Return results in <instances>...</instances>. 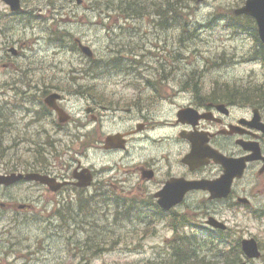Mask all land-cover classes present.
I'll return each mask as SVG.
<instances>
[{"label":"rangeland","instance_id":"1","mask_svg":"<svg viewBox=\"0 0 264 264\" xmlns=\"http://www.w3.org/2000/svg\"><path fill=\"white\" fill-rule=\"evenodd\" d=\"M245 1L189 0L187 8L178 10L179 15L172 19L167 0H21L19 13H10L0 0V173L19 168L23 139L30 136L16 121L21 101L17 93L22 88L19 69L29 70L31 76H46L47 84L62 88L55 91L63 94L66 103L83 98L86 83H99L94 93L103 94L121 89L122 85L113 82L165 81L167 77H173L167 81H177L195 68L210 69L201 81L248 84L251 99V89L264 86L259 42L254 27L230 26L229 19H252L235 14ZM129 5L141 7L139 16L128 9ZM75 39L88 46L93 56L84 54ZM10 47L18 49L20 55H14ZM65 86L68 88L63 89ZM6 103L8 112L4 110ZM3 113H10L11 123L4 133ZM41 137L45 139V135ZM1 194L0 190V198ZM8 194L6 198H16L17 202L27 195L23 186L9 189ZM251 199L250 209L230 206L225 210L223 202L202 205L215 206L216 210L221 207L220 218L229 227L227 234L232 239L254 238L264 253V191ZM83 202L58 199L56 210L61 213L53 216L49 213L53 202L46 201H36L35 208L27 212H6L0 218V264H137L167 257L175 228L159 221L153 225L150 214L139 204L133 203L140 212L131 209L130 216H121L113 208L114 202L99 203L97 212L88 203L80 209ZM139 215L144 220L137 218ZM187 220L194 221L189 215ZM203 220L207 221L206 216ZM203 220L199 229L183 225L178 235L192 245L194 237L200 240L204 247L199 255L207 258L214 255L212 249H230L224 239H207L210 231ZM244 259L241 252L234 264ZM226 260L221 257L214 263L227 264ZM247 264L264 262L248 260Z\"/></svg>","mask_w":264,"mask_h":264},{"label":"flooded vegetation","instance_id":"2","mask_svg":"<svg viewBox=\"0 0 264 264\" xmlns=\"http://www.w3.org/2000/svg\"><path fill=\"white\" fill-rule=\"evenodd\" d=\"M11 48L14 55H20L18 49ZM18 71L22 88L17 93L21 101L16 121L30 136L23 139L19 168H9L2 174L38 173L55 188L27 180L0 185V218L8 211H30L36 201L53 202L50 212L43 208L53 216L58 213V199H74L109 201L117 206L121 202L136 203L150 214L153 225L159 221L171 229L178 228L188 215L195 226L204 216L227 225L220 218L221 207L216 210L202 202L226 203L225 210L230 206L250 209L252 196L264 191V107L252 105L249 85L244 82L229 85L201 81L202 74L210 69L195 68L177 81H167L173 78L167 77L165 81L113 82L122 85V90L103 94L94 93L99 83H86L81 92L84 97L66 103L63 94L55 91L62 88L47 84L46 76H31L27 69ZM52 92L58 93L55 107L44 101ZM4 110H10L9 104ZM9 118L10 113H3V133L11 125ZM193 144L203 146L204 164L185 162ZM215 151L226 158L244 159L241 177L233 178L227 196L220 198H212L209 191L224 173L210 155ZM203 181L205 188L187 189ZM16 186H23L27 193L21 202L6 198L9 189ZM178 196L179 202L166 209L158 203Z\"/></svg>","mask_w":264,"mask_h":264},{"label":"water","instance_id":"3","mask_svg":"<svg viewBox=\"0 0 264 264\" xmlns=\"http://www.w3.org/2000/svg\"><path fill=\"white\" fill-rule=\"evenodd\" d=\"M3 1L9 5L12 11L21 10L20 0H3ZM201 1L203 0H197V2H201ZM235 14H247L255 19L259 39L264 45V0H246L243 6L235 10ZM79 48L87 56H92V51L88 46L79 43ZM13 50L14 49H12V51ZM57 97H58L57 94H50L45 99V102L49 106L55 107L53 101H55ZM183 111L184 110L180 111L179 115L183 114ZM210 155L214 158L216 162L222 164L224 168V175L216 181L214 186H209V188L211 191L214 192L213 194L214 196H218V197L226 196L228 192V187L230 185L233 176L234 175L240 176L244 168V164L241 163L240 160L226 158L217 152L212 153ZM204 158H205V150L203 146H201V144L199 145L193 144L191 152L185 157V162L192 164L196 161V164H203L205 162ZM22 178L28 180H39L41 182L48 183V180L46 178L38 174L23 175L21 173L18 174L11 173L9 175H0V184H11ZM213 183L214 182H212L211 185ZM205 184L206 182H198L196 185L190 184L189 187L187 186L186 187L187 189L191 187H204ZM180 198L181 196H178L175 199L169 201L159 200V204L166 209L171 205L175 204L176 202H178ZM208 223L213 227H219V228L226 227L225 224L211 217L208 219ZM241 248L247 258H259L261 256V252L254 238L242 239ZM238 264H246V263L243 261Z\"/></svg>","mask_w":264,"mask_h":264},{"label":"trees","instance_id":"4","mask_svg":"<svg viewBox=\"0 0 264 264\" xmlns=\"http://www.w3.org/2000/svg\"><path fill=\"white\" fill-rule=\"evenodd\" d=\"M168 1V14L170 18L175 19L179 13L178 10L183 8H187V2L183 4L186 0H167ZM195 2V0H191ZM128 9L134 11L137 16L141 13V7L139 9L131 8L132 5H129ZM185 14V13H184ZM182 15V14H180ZM230 26L240 27L248 29L254 27V35L256 36L255 39L259 42L258 53L260 54L261 58L264 60V46L260 43L257 39L256 28L253 24L252 19H248L249 21L246 22L242 20L240 17L230 16ZM252 93L250 95L252 105H258L259 103H264V86L258 85L251 89ZM129 210V208H127ZM128 216V215H126ZM196 242V240H195ZM200 244H191L189 239L183 236L175 234L174 240L169 243L167 257L160 258L159 260H147L146 262H139L137 264H215L218 260L222 258H226L227 264H234L239 259V254L241 253L239 239H233V242L230 244V249L222 250V249H212L211 251H215L214 255L210 258L206 256H200ZM216 259V260H215ZM168 262V263H167ZM215 262V263H214Z\"/></svg>","mask_w":264,"mask_h":264},{"label":"bare ground","instance_id":"5","mask_svg":"<svg viewBox=\"0 0 264 264\" xmlns=\"http://www.w3.org/2000/svg\"><path fill=\"white\" fill-rule=\"evenodd\" d=\"M168 263V262H167Z\"/></svg>","mask_w":264,"mask_h":264}]
</instances>
